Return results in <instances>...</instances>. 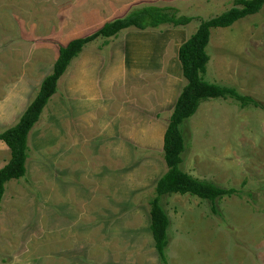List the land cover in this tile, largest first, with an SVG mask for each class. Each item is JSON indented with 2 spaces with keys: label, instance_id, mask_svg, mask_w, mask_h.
<instances>
[{
  "label": "rangeland",
  "instance_id": "374dc122",
  "mask_svg": "<svg viewBox=\"0 0 264 264\" xmlns=\"http://www.w3.org/2000/svg\"><path fill=\"white\" fill-rule=\"evenodd\" d=\"M235 1L0 0V129L19 121L52 73L60 48L72 41L91 36L105 24L144 6L173 7L179 16L193 21L184 27L163 26L145 32L154 31L169 39L167 55L172 63H179L180 45L202 22L235 7ZM136 32L142 31L124 30L118 36ZM97 40L87 44L88 49L97 43L91 48L95 50L100 45ZM207 54L210 61L204 80L233 87L259 107L241 109L232 100H212L203 103L182 125V169L221 189L236 188L239 193L217 201L218 215L212 213L210 202L197 197H165L161 206L170 219L168 264H264V8L230 28L213 30ZM178 63L170 65L172 88L185 85ZM67 85L68 72L29 136L27 178L6 185L0 206V264H160L150 231L148 200L167 171L161 133L167 129L174 108L157 110L151 149L140 140L133 154L124 152L115 159L117 164L103 156L100 171L69 170L73 165L55 160L52 155L58 149L51 146L61 128L67 130L68 125L55 131L45 128L53 125L52 111L65 115L55 109L60 108L59 102L67 103ZM69 133L81 131L75 125ZM71 139L65 138L71 144L69 162L75 159L83 163L82 141ZM125 144L121 143L123 148ZM10 159V149L0 141V169ZM81 162L78 168L85 166ZM116 177L119 184L122 177V195L103 186L97 188ZM82 190L116 200L81 205L75 197ZM76 209L83 212L79 211L82 222L74 220ZM76 223H85L90 229L76 231Z\"/></svg>",
  "mask_w": 264,
  "mask_h": 264
},
{
  "label": "crops",
  "instance_id": "0c3cea01",
  "mask_svg": "<svg viewBox=\"0 0 264 264\" xmlns=\"http://www.w3.org/2000/svg\"><path fill=\"white\" fill-rule=\"evenodd\" d=\"M118 35L108 39H96L100 45L95 50L91 48L97 43H93L95 45L89 49L86 45L81 55L73 60L67 70V103L59 102L60 108L55 109L65 112V115L53 114L52 111L53 125L48 124L45 127L46 131H55L60 125H68L67 130L61 128V135L56 141L52 140L51 146L58 149V152L52 153L55 160L61 159L60 162L66 161L73 165L72 168L69 166V170H99L103 156L117 164L115 159L125 153L133 154L134 147L140 146V140L151 149L155 143V126L159 113L173 109L181 94L183 87L177 85L172 88L174 83L172 84L170 65L176 66L178 62L172 63L167 55L169 39L165 40L154 31L128 33L123 38ZM177 73L178 71L176 75ZM63 119L65 121L62 122ZM75 125L79 127L80 134L69 133L71 126L74 128ZM49 126L51 129H48ZM165 132L164 129L161 133L163 146ZM66 137L82 141L84 152L80 153L84 157L83 163L75 159L69 162L72 150L69 148L71 144L68 145L65 141ZM123 141L127 142L126 148L121 145ZM75 152L74 149V154ZM41 155L46 161L45 154ZM66 162L63 165H67ZM79 162L85 166L78 168ZM102 170L107 171L106 168ZM111 178L113 176L109 179ZM79 183L81 184V180ZM102 186L105 190H114L116 195H122V177L120 184L116 177L115 181L99 183L97 188ZM75 200L84 205L92 201L110 202L114 197L90 195L82 190ZM79 211L82 210L73 211L77 223L84 220ZM85 225L77 224L75 230H89Z\"/></svg>",
  "mask_w": 264,
  "mask_h": 264
},
{
  "label": "trees",
  "instance_id": "16d2710c",
  "mask_svg": "<svg viewBox=\"0 0 264 264\" xmlns=\"http://www.w3.org/2000/svg\"><path fill=\"white\" fill-rule=\"evenodd\" d=\"M231 10L200 24L194 33L179 48V60L185 85L176 102L173 114L164 135L163 158L167 171L157 181L148 200L151 219L150 231L155 242L160 264H168L170 219L161 206L165 197L190 195L211 203L212 213L218 215L216 203L224 197L239 193L238 189H221L215 184L196 178L182 169L185 140L182 125L189 121L199 107L212 100H232L241 109L258 108L254 99L243 96L233 87L211 84L204 80L210 57L207 48L212 31L226 29L238 21L258 14L264 8V0H236ZM193 21L191 17L179 16L173 7L144 6L124 18L117 19L83 39L72 41L60 48V55L53 71L42 82L40 89L19 121L12 127L0 129V141L11 151L9 163L0 169V206L6 193V185L13 180L27 178L29 159V136L39 122L43 111L58 92V83L67 73L73 60L78 58L84 47L98 38H112L124 30H156L163 26L184 27Z\"/></svg>",
  "mask_w": 264,
  "mask_h": 264
}]
</instances>
